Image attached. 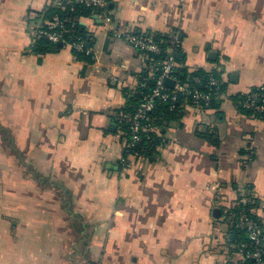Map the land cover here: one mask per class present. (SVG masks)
<instances>
[{
  "label": "crops",
  "instance_id": "1",
  "mask_svg": "<svg viewBox=\"0 0 264 264\" xmlns=\"http://www.w3.org/2000/svg\"><path fill=\"white\" fill-rule=\"evenodd\" d=\"M61 1L0 0V264H240L222 214L242 189L264 222V119L237 100L264 85V0H110L118 30L178 33L179 68L223 84L205 112L182 101L129 167L115 117L145 60L95 11L78 18L92 63L39 51Z\"/></svg>",
  "mask_w": 264,
  "mask_h": 264
},
{
  "label": "built area",
  "instance_id": "2",
  "mask_svg": "<svg viewBox=\"0 0 264 264\" xmlns=\"http://www.w3.org/2000/svg\"><path fill=\"white\" fill-rule=\"evenodd\" d=\"M72 1L95 9L97 16L105 25L109 38L127 41L146 63L145 71L134 93L137 100L136 108L132 111L121 110L115 117V122L125 129L127 135L124 154L121 157L123 166L129 167L132 162L130 160L137 157L133 151L143 138L153 140L158 136L159 128L156 124L158 108L166 107L169 112H173L182 101H187L194 109L205 112L223 98L222 82L213 74H196L186 81L179 77L177 73L179 65L175 59L178 33L168 38L167 47L163 48L161 42L151 34H134L118 30L109 10L110 0ZM34 40L46 41L51 45H66L76 52L92 56L91 49L85 46V40L77 36L75 29L67 26L65 21L56 15L36 26ZM168 80L172 82V86L166 85ZM261 91L262 94H249L243 102L244 108L255 115L264 111V86L261 87ZM256 98L262 99V106L256 104ZM237 203L240 207L236 211L227 210L223 221L233 225L247 237V241L236 246V254L241 257L240 264H264V222L251 216L253 212L246 206L251 205L253 201L242 189L238 192Z\"/></svg>",
  "mask_w": 264,
  "mask_h": 264
},
{
  "label": "trees",
  "instance_id": "3",
  "mask_svg": "<svg viewBox=\"0 0 264 264\" xmlns=\"http://www.w3.org/2000/svg\"><path fill=\"white\" fill-rule=\"evenodd\" d=\"M93 11H95V9H93L92 7H86L83 5L75 4L72 0H62L60 6L56 7L54 5H51V6L46 8V10L44 11V20H49L55 15L58 16L61 20L65 21V24L67 26H71V27H73V29H75L77 36H81L85 40V42H86L85 46H87V45L92 46L91 34L86 30V28L83 25L79 24L78 18L89 17ZM155 39L157 41L161 42V46L163 48L167 47V44H166L167 40H166L165 36H160L159 34H155ZM37 47H38L39 51L44 52V53L55 51V50H58L60 48L58 45H51L50 43H48L46 41L37 42ZM177 51H176L177 53H176L175 59H176L177 63H180L182 60L181 53L178 50V48H177ZM73 52L76 54L77 58L83 59L88 63H92L91 59L87 56H84L83 53L76 52V51H73ZM177 73H178L179 77L185 81L187 79L190 80V78H192L193 75L205 74V72H202V71L195 72L193 74H186L185 70L183 68H179ZM261 87H257V88L252 89L250 93L262 94ZM222 91H223V84H222ZM239 99H240V101H243V100H246V97L245 96L239 97L237 100H239ZM129 102H130L129 104H132L134 106L136 104L137 100L130 98ZM256 104L258 106H262L263 105L262 99L256 98ZM133 106L126 108L124 111H132ZM178 109H179V105L176 106V108L173 112H169L166 109V107L158 108L156 111V116H157L156 124L159 125V127H160L162 120H169V116L171 118L175 117L176 113L178 112ZM245 111L250 113V110L249 111L245 110ZM256 116L260 117L261 119H264V111L260 114H256ZM158 143H159V140L156 139V137L153 138V140L143 138L141 140V142L136 146V148L134 149L133 152H135V154H137V157H149V158H151L155 153V149H156V146L158 145ZM247 196H250V195H247ZM252 201H253V203L251 205L246 206L248 209H250V207L252 208L256 205L255 200L253 198H252ZM239 207H240V205L236 201L234 203V207L231 209H234V211H236ZM224 214H225V212H223L222 215H224ZM251 216L260 220V218L255 213H251ZM228 226H229L231 235L228 238L227 242H228V244H231L235 247V250H233L234 251L233 254H235L237 252L236 246L240 242L247 241V237L242 231L237 230L233 225L230 224ZM263 251H264V246H263ZM263 257H264V254H263Z\"/></svg>",
  "mask_w": 264,
  "mask_h": 264
},
{
  "label": "water",
  "instance_id": "4",
  "mask_svg": "<svg viewBox=\"0 0 264 264\" xmlns=\"http://www.w3.org/2000/svg\"><path fill=\"white\" fill-rule=\"evenodd\" d=\"M61 46V44H59ZM214 54H210L209 57L213 56ZM166 85L172 86V82L170 80L166 81Z\"/></svg>",
  "mask_w": 264,
  "mask_h": 264
},
{
  "label": "rangeland",
  "instance_id": "5",
  "mask_svg": "<svg viewBox=\"0 0 264 264\" xmlns=\"http://www.w3.org/2000/svg\"><path fill=\"white\" fill-rule=\"evenodd\" d=\"M101 39L100 38H98V41H100ZM97 44H99L98 42H97ZM167 135L169 136V131H167Z\"/></svg>",
  "mask_w": 264,
  "mask_h": 264
}]
</instances>
